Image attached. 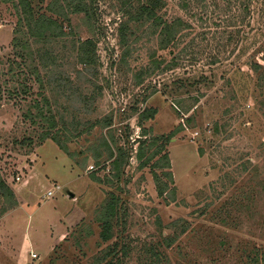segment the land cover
Here are the masks:
<instances>
[{
    "label": "rangeland",
    "instance_id": "obj_1",
    "mask_svg": "<svg viewBox=\"0 0 264 264\" xmlns=\"http://www.w3.org/2000/svg\"><path fill=\"white\" fill-rule=\"evenodd\" d=\"M184 1L167 0L163 10L188 23L166 49L151 29L124 44L114 0H98L96 24L70 14L61 39L34 48L49 57L50 70L41 75L59 136L60 117L67 122L69 154L51 139L40 143L48 123L28 116L42 101L39 84L34 76L17 80L25 62L13 46L14 8L0 2V177L14 192L12 200L0 194V264H248L254 258L264 264L258 253L264 251V69L249 65L255 55L264 66L256 53L264 44V17L253 14L241 42L229 37L236 25H226L233 11L223 0L219 7L193 0L185 8ZM88 38L97 57L84 66L73 41ZM29 63H38L34 55ZM60 73L66 80L60 82ZM202 74L208 82L176 85ZM25 82L28 95L17 90ZM183 100L194 105L185 115L190 122L177 109ZM146 107L157 112L139 125ZM106 118L112 125L104 128ZM174 131L164 146L174 182L160 196L151 165L163 155L154 153L165 138H153ZM145 139L140 160L138 141ZM118 146L128 160L116 167ZM112 196L119 214L103 241L102 208Z\"/></svg>",
    "mask_w": 264,
    "mask_h": 264
},
{
    "label": "trees",
    "instance_id": "obj_2",
    "mask_svg": "<svg viewBox=\"0 0 264 264\" xmlns=\"http://www.w3.org/2000/svg\"><path fill=\"white\" fill-rule=\"evenodd\" d=\"M45 0H39V2L44 3ZM51 3L46 5L42 10L40 7L34 6L36 0H0V2L10 3L14 8V16L16 18V27L14 29L13 37V46L20 47L18 54L21 57L22 61L25 62L21 65L22 69L18 79H25L26 82L30 80V76H34V81L39 84L38 95L42 97V101H35L32 105V108L35 109V115L32 114V108L28 111V116L30 114L33 122L37 118L40 120H45L48 123L47 130L40 137V143L47 139L53 140L60 149L64 150L69 154V148L67 146L66 140L63 141V126H66L67 122L63 116L60 117V136L59 131L55 130L57 122H55V117L52 115V107L48 97L45 93V83L44 75L42 70H50L48 63L46 62L48 54L38 50L34 52V48L40 44H43L47 41L61 39L65 33L63 32V25L68 21L70 23V14H79L87 21L92 23H97V9L96 5L98 0H50ZM116 6L121 14L120 22L118 29L120 31V38L124 44H128L127 38L137 37V31H144L151 29L152 34H157L160 38L161 49H166L169 44L173 41H176L177 38L181 36V32L185 30L188 25L181 17L169 18L166 17L163 13L164 8L167 5V0H114ZM193 0H185L183 6L184 8L189 5V2ZM197 3L196 6L209 7L208 5H214L216 7L220 6V0H212L211 3L209 0H195ZM224 5H227L225 8L233 11V14L227 15L224 17V21L227 26H230L231 23L236 25L235 32H231L230 38L233 37L234 40L243 42L248 33L244 30L245 25L251 23L253 14L256 13L264 17V0H223L221 1ZM224 8V7H223ZM68 35V34H66ZM74 48L77 50V55L79 56V62L84 66H89L96 61V49L94 41L90 38L82 40L78 39L73 41ZM257 54L264 55V44L260 46V49H256ZM35 56V60L38 63L30 65L29 60L31 56ZM37 58V59H36ZM156 66H158V60L155 57H151ZM41 60V61H39ZM175 60V58L173 59ZM249 65L253 70L259 71L264 69L263 65L259 63L258 60H255V55L249 60ZM36 62V61H35ZM46 62V63H45ZM7 71H13V65L9 64ZM29 70L28 71L26 70ZM66 80L63 74L60 73V82ZM20 83L21 89L18 88L23 94L28 95L30 93L31 87H27L28 83ZM202 82H208V77L206 75H201L200 77L194 79L193 81L185 82L183 79H177L176 85L180 87H188L202 84ZM11 92V91H10ZM17 91H14L16 93ZM196 101L198 99H195ZM185 101H178L177 109L182 117L186 118L188 122L191 121L190 116H186L192 109L194 105L185 106L183 105ZM184 106V107H183ZM157 110L153 107H146L142 112L139 113V125H143L145 120L151 119L156 114ZM100 124L105 127H110L112 125V118H106L102 120ZM92 128V127H90ZM145 130V129H144ZM218 124L216 123L214 127L215 133H218ZM170 133L167 136L161 135L160 137L153 138L154 141H157L159 138H165V142H162L157 151L154 154H162L164 152V146L167 140H170L174 134ZM147 136L146 133L143 134ZM147 139L143 141H138L140 147L138 150V157L141 160L142 151L144 150L145 143ZM103 141L107 146L109 158L114 157L113 147L110 145L109 141L103 137ZM116 144V143H115ZM152 146L150 143L149 146ZM118 154L116 159L113 161V164L116 167H119L124 162L128 160V156L123 151V148L118 146L116 148ZM149 164V161L142 163V166ZM152 172L153 177L156 182L158 194L163 196L168 192L170 184L174 182L173 174L171 171V163L169 154L167 151L161 155L159 161L152 163ZM161 170V173L157 169ZM0 194L6 198L12 200L14 199V192L9 187L7 182L0 177ZM119 199L112 196L102 208V230L100 233L101 239L103 241H108L111 238L112 227H113V218L116 217L119 212ZM258 251V250H257ZM114 252L112 250L108 251V254ZM259 255L262 253L264 257V251H258ZM103 264H117L113 260L105 261ZM248 264H260L257 258L251 259Z\"/></svg>",
    "mask_w": 264,
    "mask_h": 264
},
{
    "label": "built area",
    "instance_id": "obj_3",
    "mask_svg": "<svg viewBox=\"0 0 264 264\" xmlns=\"http://www.w3.org/2000/svg\"><path fill=\"white\" fill-rule=\"evenodd\" d=\"M91 168H93V166H91ZM18 180H20V177H17ZM48 196H51L53 195V192L52 191H48L47 192ZM34 256H36V254H33Z\"/></svg>",
    "mask_w": 264,
    "mask_h": 264
},
{
    "label": "water",
    "instance_id": "obj_4",
    "mask_svg": "<svg viewBox=\"0 0 264 264\" xmlns=\"http://www.w3.org/2000/svg\"><path fill=\"white\" fill-rule=\"evenodd\" d=\"M70 195H71V196H73V194H72V193H70Z\"/></svg>",
    "mask_w": 264,
    "mask_h": 264
}]
</instances>
